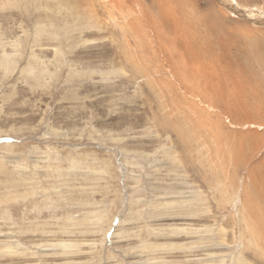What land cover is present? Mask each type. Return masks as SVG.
I'll return each mask as SVG.
<instances>
[{
	"label": "rangeland",
	"instance_id": "1",
	"mask_svg": "<svg viewBox=\"0 0 264 264\" xmlns=\"http://www.w3.org/2000/svg\"><path fill=\"white\" fill-rule=\"evenodd\" d=\"M243 262L264 0H0V264Z\"/></svg>",
	"mask_w": 264,
	"mask_h": 264
},
{
	"label": "bare ground",
	"instance_id": "2",
	"mask_svg": "<svg viewBox=\"0 0 264 264\" xmlns=\"http://www.w3.org/2000/svg\"><path fill=\"white\" fill-rule=\"evenodd\" d=\"M253 227V226H252ZM246 261V260H245ZM243 264H251V263H248V262H243Z\"/></svg>",
	"mask_w": 264,
	"mask_h": 264
}]
</instances>
